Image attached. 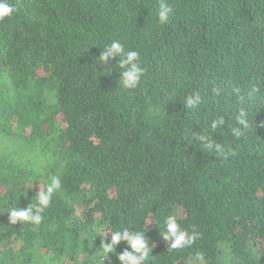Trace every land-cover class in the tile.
I'll list each match as a JSON object with an SVG mask.
<instances>
[{
	"label": "trees",
	"instance_id": "1",
	"mask_svg": "<svg viewBox=\"0 0 264 264\" xmlns=\"http://www.w3.org/2000/svg\"><path fill=\"white\" fill-rule=\"evenodd\" d=\"M9 2L0 264H119L126 245L105 254L102 241L123 228L154 245L145 264H264V0H167L166 25L160 0ZM113 40L139 53L136 89L120 86L115 58L99 64ZM53 175L62 186L41 224L9 225V208L36 205ZM170 215L199 233L193 246L163 240Z\"/></svg>",
	"mask_w": 264,
	"mask_h": 264
},
{
	"label": "clouds",
	"instance_id": "2",
	"mask_svg": "<svg viewBox=\"0 0 264 264\" xmlns=\"http://www.w3.org/2000/svg\"><path fill=\"white\" fill-rule=\"evenodd\" d=\"M16 7L9 0H0V21L6 18H12L16 12ZM172 9L167 3V0H160L159 10L157 12L158 23L166 25L170 20ZM117 60V67L120 71L119 84L126 90L138 88L144 76V70L141 67L139 53L135 50H125V46L119 40H113L110 44L105 45L100 52L99 64L106 65L110 59ZM201 104V96L193 94L185 97L184 106L188 109H193ZM223 124V118L214 121L211 125L213 129ZM239 124L243 129L249 127L246 119V114L241 113ZM233 134L240 136L242 129L234 128ZM200 142L209 150H215L217 153L226 154L225 150L219 144L211 142L207 136H200ZM37 186V185H36ZM61 177L53 175L50 182L47 184L44 191H37L36 205H28L27 208H19L17 206L9 208L7 213L8 224L11 226L21 224L39 225L43 220V211L46 210L52 201L53 195L61 189ZM38 187V186H37ZM110 236V241H102L103 251L105 254L115 253V249L123 242L126 247L119 254H116V259L119 264H145L149 260L154 245L149 243V238L145 231H136L130 228H123L116 231H111L103 237ZM163 240L169 242L171 250L189 248L194 245L199 238V233L189 231L181 226L178 222V217L170 215L164 220ZM106 255L104 259H107ZM195 259L204 262L203 253H197Z\"/></svg>",
	"mask_w": 264,
	"mask_h": 264
}]
</instances>
